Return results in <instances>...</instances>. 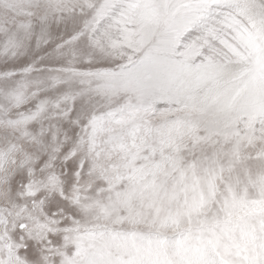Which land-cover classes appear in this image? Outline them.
<instances>
[{"label": "snow or ice", "instance_id": "1", "mask_svg": "<svg viewBox=\"0 0 264 264\" xmlns=\"http://www.w3.org/2000/svg\"><path fill=\"white\" fill-rule=\"evenodd\" d=\"M0 264H264V0H0Z\"/></svg>", "mask_w": 264, "mask_h": 264}]
</instances>
